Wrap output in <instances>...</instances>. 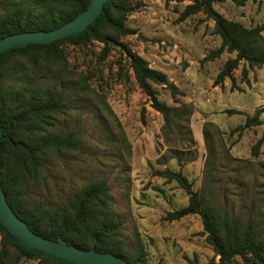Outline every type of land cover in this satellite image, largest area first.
Instances as JSON below:
<instances>
[{"label": "rangeland", "instance_id": "rangeland-1", "mask_svg": "<svg viewBox=\"0 0 264 264\" xmlns=\"http://www.w3.org/2000/svg\"><path fill=\"white\" fill-rule=\"evenodd\" d=\"M124 1L130 8L126 26L135 33L121 42L185 93L173 99L153 85L157 99L169 107L188 104L191 114L174 119L164 138L163 118L135 84L119 48L104 55L103 45L95 40L63 43L65 60L50 65L49 72L43 63L35 68L26 57L17 56L5 82L19 87L32 77L43 87L61 85L66 109L50 131L71 134L76 145L50 155L24 196L42 207H57L87 184L104 181L111 214L121 221L124 245L131 251L140 246L144 264H204L214 253L201 234L199 217L163 220L167 212L185 206L187 196L156 172L180 170L194 190L212 194L223 211L243 219L250 216L264 230V126L231 133L257 109L264 120V64L250 68L240 62L232 71L233 82L226 78L214 85L225 61L235 54L223 51L205 61L221 39L213 21L202 13L181 19L184 8L195 0ZM212 6L246 28L264 22V0H246L242 7L229 0ZM227 109L240 113L227 114ZM260 137L263 143L253 156L252 146ZM16 258L10 247L2 245L0 235V264H39ZM233 264L242 262L236 259Z\"/></svg>", "mask_w": 264, "mask_h": 264}, {"label": "trees", "instance_id": "trees-1", "mask_svg": "<svg viewBox=\"0 0 264 264\" xmlns=\"http://www.w3.org/2000/svg\"><path fill=\"white\" fill-rule=\"evenodd\" d=\"M1 1L0 39L15 33L56 29L84 11L91 0ZM224 1L195 0L184 8L181 15V19H185L202 13L213 21L214 32L220 37L221 44L204 58L205 61L217 57L223 51L235 54L234 58L225 61L215 77L214 85L226 78L233 82L232 71L240 62L250 68H260L264 64V22L246 28L226 19L212 6ZM229 1L236 7H242L246 2ZM129 11L124 0H108L96 19L77 34L49 44L20 45L0 54V128L7 130L4 134L0 133V184L12 211L36 236L53 243L61 240L63 245L82 250L109 253L123 264H144L140 246H135L134 251H131L124 245L121 221L111 214V196L104 181L87 184L57 207H42L31 203L24 196L26 187L37 179L50 155L72 150L76 145L71 134L50 131L53 121L66 109L61 85L43 87L34 84L32 77H26L23 84L16 87L4 80L6 76L12 75L11 62L17 56L26 57L35 68H39L38 63L41 62L44 71L49 72L50 65L64 62L60 46L66 42L80 45L95 40L103 45L104 55L112 48H119L127 59L135 84L152 99L151 108L161 114L162 133L167 139L173 120L180 121L182 117L189 116L191 107L188 104L169 107L157 99L153 85L161 86L173 99L184 97L185 93L170 82L163 72L151 68L145 59L131 52L121 42L122 37L135 33L126 26ZM225 112L240 113L235 109ZM261 112V109H257L252 116H246L244 122L231 133L264 126ZM262 143L263 137L254 143L251 149L253 156L258 155ZM174 158L181 167L180 157L176 155ZM156 175L166 182L174 181L187 196L186 205L167 212L163 220L170 222L189 216L199 217L201 234L214 253V257L204 264H233L236 259L242 264H264L263 226L257 225L250 216L243 219L223 211L212 194L204 195L202 189L194 190L192 182L180 170L163 169L157 171ZM0 235L2 245L10 247L16 253L17 260L33 259L38 260L39 264H62L43 259L36 251L24 249L11 241L1 229Z\"/></svg>", "mask_w": 264, "mask_h": 264}, {"label": "water", "instance_id": "water-1", "mask_svg": "<svg viewBox=\"0 0 264 264\" xmlns=\"http://www.w3.org/2000/svg\"><path fill=\"white\" fill-rule=\"evenodd\" d=\"M108 0H91L88 7L74 19L50 31H32L15 33L0 39V54L20 45L49 44L77 34L88 27L102 11ZM152 101V99H151ZM0 128V133H6ZM0 229L13 242L24 249L36 251L43 259H51L62 264H123L122 261L109 253H99L92 249L82 250L46 241L36 236L11 209L0 184ZM219 256H217V259Z\"/></svg>", "mask_w": 264, "mask_h": 264}]
</instances>
